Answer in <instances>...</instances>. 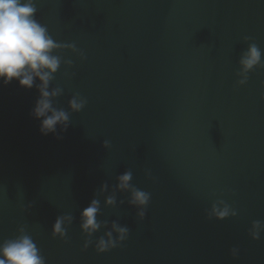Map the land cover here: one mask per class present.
<instances>
[{"label": "water", "instance_id": "1", "mask_svg": "<svg viewBox=\"0 0 264 264\" xmlns=\"http://www.w3.org/2000/svg\"><path fill=\"white\" fill-rule=\"evenodd\" d=\"M35 3L75 47L50 85L69 122L42 133L38 88L0 81V244L23 231L45 264H264V0Z\"/></svg>", "mask_w": 264, "mask_h": 264}, {"label": "clouds", "instance_id": "2", "mask_svg": "<svg viewBox=\"0 0 264 264\" xmlns=\"http://www.w3.org/2000/svg\"><path fill=\"white\" fill-rule=\"evenodd\" d=\"M37 11L35 0H0V81L6 85L16 80L23 88H38L40 98L32 115L41 121V132L47 134L55 132L58 124L64 125L65 130L68 126L67 112L53 104V98L60 95L61 89H51L50 85L61 65V58L55 54L56 51L67 47L75 50V47L56 42L48 28L36 18ZM261 57L258 46L250 45L241 59L244 71L259 65ZM70 106L78 111L83 107V102L73 99ZM131 179L130 172L122 174L118 178L119 187L127 189ZM148 200L149 194L144 191L137 190L133 194L135 204L146 205ZM107 202L114 203L111 198ZM98 210L99 202L96 200L83 210L82 227L85 231L91 233L100 227L96 220ZM218 215L226 216L227 210ZM62 224L63 219H58L53 226L54 234L63 232ZM113 227L121 233L120 239L123 240L128 230L116 225ZM255 227H260L259 222L255 223ZM99 247L103 251L108 247V242L101 239ZM0 264H45V260L32 237L22 231L19 236L6 239L0 244Z\"/></svg>", "mask_w": 264, "mask_h": 264}]
</instances>
